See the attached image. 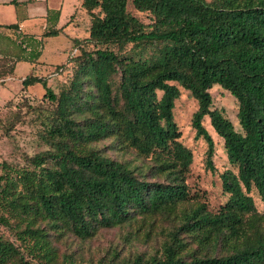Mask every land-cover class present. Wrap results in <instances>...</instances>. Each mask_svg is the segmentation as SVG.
<instances>
[{
  "label": "trees",
  "instance_id": "1",
  "mask_svg": "<svg viewBox=\"0 0 264 264\" xmlns=\"http://www.w3.org/2000/svg\"><path fill=\"white\" fill-rule=\"evenodd\" d=\"M126 2L80 0L89 15L87 33L70 37L65 60L56 64L73 66L56 94L36 73L21 79L22 86L40 82L55 103L47 123L54 150L46 152L49 166L25 171L18 176L20 189L0 188V198H8L14 212L44 218L48 227H65L79 238L136 214L172 213L177 225L157 252L103 264H264V211L255 209L249 194L253 187L264 204V0H130L151 14L146 23L126 10ZM61 30L50 25L41 36ZM40 43L31 44L27 60L36 61ZM125 46L133 54L117 52ZM72 48L78 52L69 55ZM214 84L235 98L238 129L211 108ZM178 85L196 100L190 125L206 141V165L212 167L213 143L204 115L235 168L219 173L227 197L214 211L185 183L191 151L178 139L172 117ZM104 138L113 148H131L140 163L110 158L91 145ZM33 159L37 165L44 160ZM179 233L197 247L185 250ZM25 234L40 250L35 236L43 228L27 226ZM45 242L39 252L48 249V258ZM15 257L16 264H34L0 238V264Z\"/></svg>",
  "mask_w": 264,
  "mask_h": 264
},
{
  "label": "rangeland",
  "instance_id": "2",
  "mask_svg": "<svg viewBox=\"0 0 264 264\" xmlns=\"http://www.w3.org/2000/svg\"><path fill=\"white\" fill-rule=\"evenodd\" d=\"M79 1L66 0V3L64 1V4L71 8V12L73 9L75 11L67 24L66 31L78 37L87 33L89 24V15L79 5ZM125 7L140 21L145 23L151 21V14L146 10H137L130 0H127ZM66 19L64 15L61 16L62 22ZM68 45L69 41L64 34L46 37L40 59L54 64L39 66L35 72L44 79L45 85L55 94L68 83L73 72L70 62L60 67L55 64L63 60ZM127 46L117 52L133 54V50H127ZM84 47L90 48V45L85 44ZM77 52V48H72L68 54L74 55ZM143 54L146 55L147 52L143 51ZM27 72L28 70L24 71V73ZM13 84L15 85L11 94L3 100L0 99V174L3 175L0 188L4 187L10 192L20 189L19 175L25 171L36 173L40 166H49L52 160L47 157L46 152L54 150L51 144L54 139L47 134L48 117L53 114L54 101L46 98L45 89L40 82L22 86L21 82L15 79ZM178 89L179 94L173 101L172 117L180 133L178 139L191 151V162L184 176L185 183L193 197L204 201L206 208L214 211L227 197V193L221 190L219 173L226 168L235 172V168L231 167L226 160L222 138L214 132L209 124L208 116L204 115L201 123L213 143L212 167L209 168L206 165V141L201 136L195 137L194 129L190 125L191 114L197 106L196 100L188 90L179 85ZM209 92L211 108H219L232 122L234 128L238 129L235 98L217 84L212 85ZM110 143L111 138H104L91 145L110 158L126 160L130 164L140 163L141 159L135 156L131 148H113ZM36 155H42L44 158L40 165L34 163L33 157ZM249 194L255 209L259 212L264 211V204L253 187L249 190ZM7 200L8 198H0V215L5 220V223L0 222V238L15 245L22 257L34 264H40L41 260H46L50 264H103L110 258H132L135 254L146 257L159 250L167 233L175 229L177 225L172 213L168 215L136 214L127 222L98 227L90 236L79 238L65 227L57 229L48 227L44 218H32L20 212H14L8 207ZM27 226L43 228L44 234L35 236L40 247L38 251L30 245L32 237L25 234ZM178 235L186 243L185 250L197 247L187 234L179 233ZM45 239L51 246L48 258L43 257L48 249L44 255L39 252L48 247ZM216 251L223 252L224 249L217 246ZM16 262L15 257L8 259L4 264H16Z\"/></svg>",
  "mask_w": 264,
  "mask_h": 264
},
{
  "label": "crops",
  "instance_id": "3",
  "mask_svg": "<svg viewBox=\"0 0 264 264\" xmlns=\"http://www.w3.org/2000/svg\"><path fill=\"white\" fill-rule=\"evenodd\" d=\"M64 1L66 3V0H0V99L3 100L11 94L15 79L21 82L26 74L37 72L39 66L54 64L40 59L46 37L64 34L70 45V37L78 36L66 31L75 11L73 9L71 12V8ZM63 15L67 17L64 22L61 20ZM50 25L61 26L62 30L53 35L41 36ZM39 39L40 54L36 61L27 60L28 49Z\"/></svg>",
  "mask_w": 264,
  "mask_h": 264
}]
</instances>
